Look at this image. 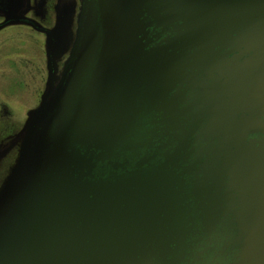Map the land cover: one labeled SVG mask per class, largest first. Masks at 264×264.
Wrapping results in <instances>:
<instances>
[{
	"label": "water",
	"instance_id": "obj_1",
	"mask_svg": "<svg viewBox=\"0 0 264 264\" xmlns=\"http://www.w3.org/2000/svg\"><path fill=\"white\" fill-rule=\"evenodd\" d=\"M119 2L82 1L31 111L3 264H264V0Z\"/></svg>",
	"mask_w": 264,
	"mask_h": 264
},
{
	"label": "rangeland",
	"instance_id": "obj_2",
	"mask_svg": "<svg viewBox=\"0 0 264 264\" xmlns=\"http://www.w3.org/2000/svg\"><path fill=\"white\" fill-rule=\"evenodd\" d=\"M129 1L120 0L118 16L122 12V6L124 4L127 5ZM49 6L51 5H44L45 12L52 16L54 12ZM63 7L64 5L62 4L59 6L62 13ZM81 8L82 3L77 5L76 10H73V7H69L70 14L73 17L74 15L75 17L78 14L80 15ZM79 15L77 21L68 23L63 28V33L61 32V35L63 34L62 42L54 50L55 60L53 61V67L56 68L54 71V82L51 80L50 72L49 35L39 34L30 26L15 24L3 29L5 33L0 36V101L6 100L8 103L7 111L4 108L3 113L0 114V209L11 207L14 212L17 207L21 210L22 203L27 205L29 202L26 200L24 192L18 197H12V195L8 201H5V198L9 195L11 182L18 168L19 146L21 147L22 136H24L28 128L31 111L47 98L48 94L54 90L62 78L63 68L70 56L77 36ZM58 19L59 15H57V19L50 18L48 19V24L54 25L57 22V25ZM60 19L62 20L61 17ZM65 29L67 32H65ZM5 209L4 211L0 210L2 216L10 212ZM6 216L9 215L6 214ZM22 217H24V214ZM28 225H24V227ZM2 227V222L0 221V264L5 263L8 259H13L12 248H14V244H11L12 238L3 236ZM8 229L11 230L19 244L25 243V229L18 228L12 224ZM26 241H28L27 231ZM33 250L32 246L29 245L28 247L25 244L24 249L21 250V261L18 264H28V260L30 262V258L32 256L35 257ZM65 259V257L64 259L62 258L60 260L61 263L66 264Z\"/></svg>",
	"mask_w": 264,
	"mask_h": 264
},
{
	"label": "flooded vegetation",
	"instance_id": "obj_3",
	"mask_svg": "<svg viewBox=\"0 0 264 264\" xmlns=\"http://www.w3.org/2000/svg\"><path fill=\"white\" fill-rule=\"evenodd\" d=\"M82 1L83 0H0V36L5 33L3 29L15 24L30 26L37 33H44L47 36H55V33H57L56 29L60 26L61 32L63 33V28H65L68 23L77 21L79 15H76V17L74 15L73 17V15L70 14L69 7H73V10H76L77 5L79 3L81 4ZM47 4L51 5L49 7L52 8L54 15L49 16L48 13L45 12L44 5ZM61 4L64 5L63 13L60 12L59 9ZM57 15H59L58 24L56 25V21H58L56 20L54 25H49L48 19H57ZM65 32H67L66 29ZM54 78L51 77L52 82H54ZM7 105L8 103L6 100L0 101V114L3 113L4 108L7 111Z\"/></svg>",
	"mask_w": 264,
	"mask_h": 264
},
{
	"label": "trees",
	"instance_id": "obj_4",
	"mask_svg": "<svg viewBox=\"0 0 264 264\" xmlns=\"http://www.w3.org/2000/svg\"><path fill=\"white\" fill-rule=\"evenodd\" d=\"M19 260H14V261H10V262H8V263H6V264H17V262H18Z\"/></svg>",
	"mask_w": 264,
	"mask_h": 264
}]
</instances>
